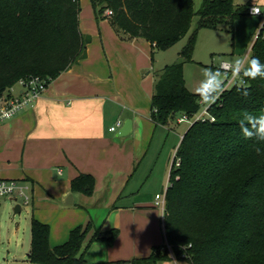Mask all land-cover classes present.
Instances as JSON below:
<instances>
[{
  "label": "trees",
  "instance_id": "trees-1",
  "mask_svg": "<svg viewBox=\"0 0 264 264\" xmlns=\"http://www.w3.org/2000/svg\"><path fill=\"white\" fill-rule=\"evenodd\" d=\"M89 1L96 18L112 10L103 18L116 32L141 37L161 50L184 36L198 15L197 27L180 52L184 59L164 65L153 84L151 118L164 124L201 106L183 72L184 60H192L198 29L232 30L251 4L202 0L195 11L193 0ZM79 12L80 0H0V96L30 76L48 85L86 56L90 35L79 28ZM251 50L249 59L264 63V37L255 38ZM209 110L214 119L193 121L176 146L165 193L163 242L131 264L172 258L167 244L173 257L183 256L191 264H264V141L245 139L238 124L244 113L264 114V78L233 81ZM94 183L93 175L80 172L70 188L91 195ZM91 230L86 246L101 239L112 244L118 234L117 228L101 231L88 220L51 247L49 224L32 215L27 259L32 264H91L82 249Z\"/></svg>",
  "mask_w": 264,
  "mask_h": 264
},
{
  "label": "crops",
  "instance_id": "crops-1",
  "mask_svg": "<svg viewBox=\"0 0 264 264\" xmlns=\"http://www.w3.org/2000/svg\"><path fill=\"white\" fill-rule=\"evenodd\" d=\"M103 19L112 31L106 41L93 30L81 29L90 35L86 56L52 79L32 105L0 120V176L29 185L32 215L49 224L51 247L66 241L73 227L92 220L101 231L117 228L118 234L112 244L101 239L86 246L91 230L82 245L87 262L131 264L132 259L147 256L152 245L163 242L164 230L155 194L149 192L160 182L135 178V170H130L139 162L134 139L116 135L127 118L131 131L141 125L135 100L122 90L118 60L131 59L136 74H147L146 53L153 45L141 37L116 32L109 19ZM20 91L15 83L8 93ZM152 91L153 85L151 95ZM111 126L116 128L111 130ZM168 126L176 128L174 123ZM185 130H177L179 139ZM80 172L94 176L91 195L70 188V180ZM69 194L71 203L66 202ZM112 212L119 216L116 221L110 217ZM61 216L64 232L57 233L54 223ZM97 247H102L103 256L90 259Z\"/></svg>",
  "mask_w": 264,
  "mask_h": 264
},
{
  "label": "rangeland",
  "instance_id": "rangeland-1",
  "mask_svg": "<svg viewBox=\"0 0 264 264\" xmlns=\"http://www.w3.org/2000/svg\"><path fill=\"white\" fill-rule=\"evenodd\" d=\"M233 1L235 4L241 5L249 0ZM201 2L202 0H193L195 11L200 9ZM258 4L262 9L264 8V3ZM79 14L80 29L93 30L94 33H99L101 39L105 41L112 34L107 21L101 18V14L105 15L104 11L98 15L96 20L89 0H80ZM197 20L198 15H194L187 33L167 49L161 50L148 47L146 53L147 59L145 61L147 67L144 71H149V73L145 74L143 71H139L136 74L131 59L127 61L118 60L120 63L119 71L122 90L129 96L131 101L135 100L137 115H139L141 123L135 131L127 134L130 140L134 139L132 146L139 156L138 164L135 168L132 166L130 170H135V178H140V181L151 177L154 183L160 182L154 189L148 190L151 195L164 191V188L168 185L170 167L173 160H177L175 145L180 135L177 130L184 128L187 130L189 127L188 123H177L176 119H173L172 124L176 125V128L173 130L169 128L168 124L155 122L150 119L151 110L149 103L151 88L153 82L160 74L161 67L184 59L181 57L180 52L196 29ZM262 22L263 18L258 15L244 14L235 21L232 30H229L227 26L198 29L191 51L192 60H184L183 63L184 78L188 89L195 92L201 81L205 80L206 77L203 69L207 67L214 70L219 69L222 61L231 64L230 61L233 59H244L245 54H248L250 57L252 43ZM92 51H95V49L93 50L92 48ZM244 61L246 62L247 58ZM225 76L223 73L221 78H225ZM235 81L241 82V77L236 76ZM123 101L127 104L126 100ZM180 115V113H177L175 118ZM141 192H143V189ZM26 194L30 197V190H27ZM17 203L21 209L19 212L14 213L13 208ZM157 209L159 208L157 207ZM32 214L31 202L22 204L21 199L13 201L8 197H0V264H31L26 259L29 250V222ZM110 217L116 221L119 216L115 212H112ZM62 218L63 216L55 221L57 224L54 223L57 233L64 232ZM96 249L90 256V259H98L103 256L102 247H97ZM157 264L191 263L187 258L181 256L161 260Z\"/></svg>",
  "mask_w": 264,
  "mask_h": 264
},
{
  "label": "built area",
  "instance_id": "built-area-1",
  "mask_svg": "<svg viewBox=\"0 0 264 264\" xmlns=\"http://www.w3.org/2000/svg\"><path fill=\"white\" fill-rule=\"evenodd\" d=\"M253 9L258 10V13H253ZM248 14H254L258 15L259 17L263 18L262 24L259 26V30L255 36L257 38L258 36L264 37V29L261 28V26L264 23V8L259 4H250L247 8ZM104 14L106 16H110L112 14V10L107 8L104 10ZM254 38V39H255ZM231 68V64L222 61L220 63V69L224 70L225 77V89L233 82L235 81L236 74L233 73L232 75L228 72ZM17 83L21 87L20 93L13 95L8 93L12 86L5 91L0 96V120L9 118L22 110L25 107H28L32 105L41 95L45 87L47 86L45 83V80L39 76H30L26 78L19 79ZM221 97V96H220ZM219 97V98H220ZM219 98L217 100H219ZM216 100V101H217ZM200 108L199 110L192 114H181L179 117L176 118L177 122H185L188 124H191L193 121L200 120L205 121L213 120L214 115L210 112L209 106L204 105L201 100L199 101ZM120 122L118 121L117 125H119ZM116 126H111L110 129L114 130ZM168 185L164 188V191L157 192L154 195V204L159 208L160 211V221L163 225V222L165 220V217L167 215V209L165 205V193ZM30 190V187L27 183L17 180V179H11V178H3L0 176V197H8L9 199L13 201H17L18 199H21L22 204H28L30 202L31 196L29 197L26 194V191ZM166 249L170 252V255L173 257L171 251H170V245H166Z\"/></svg>",
  "mask_w": 264,
  "mask_h": 264
},
{
  "label": "clouds",
  "instance_id": "clouds-1",
  "mask_svg": "<svg viewBox=\"0 0 264 264\" xmlns=\"http://www.w3.org/2000/svg\"><path fill=\"white\" fill-rule=\"evenodd\" d=\"M253 13H258V10L253 9ZM230 63L231 68L228 75L229 73L231 75L235 73L237 76L242 77L241 84L247 79L264 78V63H261L258 57L247 58L246 62L243 58H236L231 60ZM203 70L206 78L201 81L195 94L199 96L204 105L210 107L225 91V80L221 78L224 70H214L210 67ZM244 94L247 95V92ZM238 124L245 139L264 141V114L257 116L251 113H244ZM257 152H259V149H257Z\"/></svg>",
  "mask_w": 264,
  "mask_h": 264
},
{
  "label": "water",
  "instance_id": "water-1",
  "mask_svg": "<svg viewBox=\"0 0 264 264\" xmlns=\"http://www.w3.org/2000/svg\"><path fill=\"white\" fill-rule=\"evenodd\" d=\"M132 129V123L131 120L129 118L125 119L123 121V123L121 124V126L118 128L116 135L117 136H125L127 135ZM188 130V129H187ZM187 130H185V132H187ZM71 195L69 194L68 198L66 199V202L71 203ZM20 205L17 203L15 204L13 211L14 213H17L20 211ZM87 238V237H86ZM85 241V240H84ZM84 243V242H83Z\"/></svg>",
  "mask_w": 264,
  "mask_h": 264
}]
</instances>
